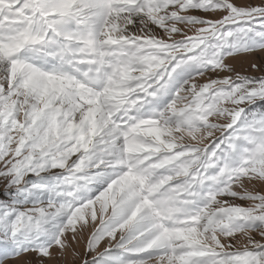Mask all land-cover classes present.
Returning a JSON list of instances; mask_svg holds the SVG:
<instances>
[{
  "label": "snow or ice",
  "instance_id": "obj_1",
  "mask_svg": "<svg viewBox=\"0 0 264 264\" xmlns=\"http://www.w3.org/2000/svg\"><path fill=\"white\" fill-rule=\"evenodd\" d=\"M257 51L264 0H0V264H264Z\"/></svg>",
  "mask_w": 264,
  "mask_h": 264
},
{
  "label": "rangeland",
  "instance_id": "obj_2",
  "mask_svg": "<svg viewBox=\"0 0 264 264\" xmlns=\"http://www.w3.org/2000/svg\"><path fill=\"white\" fill-rule=\"evenodd\" d=\"M234 63L236 64L238 70H242L248 75L256 77L264 75V71H254L250 67L252 63L257 64L258 66L264 64V51H257L256 53L241 56L237 58ZM0 190H3L2 183H0ZM256 191L264 192V185L258 184ZM236 203L244 202L236 201ZM90 231L91 230L85 232L81 237H78V242L72 243L71 248L64 253H61L59 249L54 248L51 250V258H39L35 254H30L21 258L20 261L11 262V264H82V261L85 258L86 241ZM257 239H259V237H257ZM74 252L78 253V255H74Z\"/></svg>",
  "mask_w": 264,
  "mask_h": 264
}]
</instances>
